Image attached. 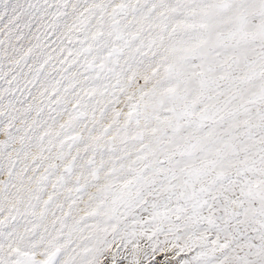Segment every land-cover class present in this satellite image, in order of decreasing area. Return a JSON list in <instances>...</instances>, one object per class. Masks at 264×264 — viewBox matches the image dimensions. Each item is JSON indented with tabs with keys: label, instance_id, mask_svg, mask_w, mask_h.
<instances>
[{
	"label": "snow or ice",
	"instance_id": "obj_1",
	"mask_svg": "<svg viewBox=\"0 0 264 264\" xmlns=\"http://www.w3.org/2000/svg\"><path fill=\"white\" fill-rule=\"evenodd\" d=\"M0 264H264V0H0Z\"/></svg>",
	"mask_w": 264,
	"mask_h": 264
}]
</instances>
